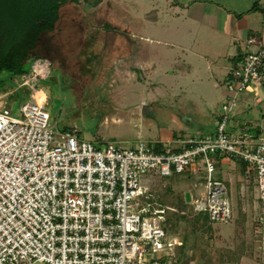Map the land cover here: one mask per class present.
<instances>
[{"label": "built area", "instance_id": "obj_1", "mask_svg": "<svg viewBox=\"0 0 264 264\" xmlns=\"http://www.w3.org/2000/svg\"><path fill=\"white\" fill-rule=\"evenodd\" d=\"M246 48L224 80L228 95L215 133L178 147L93 143L76 125L54 127L44 104L27 99L12 110L0 95V264H170L181 242L165 228L151 178L197 172L205 190L191 197L194 210L227 222L234 210L215 175L220 158L248 163L264 234V139L228 128L241 96L264 89V42L251 36ZM49 74L50 62L38 59L21 86L33 88Z\"/></svg>", "mask_w": 264, "mask_h": 264}, {"label": "rangeland", "instance_id": "obj_2", "mask_svg": "<svg viewBox=\"0 0 264 264\" xmlns=\"http://www.w3.org/2000/svg\"><path fill=\"white\" fill-rule=\"evenodd\" d=\"M95 1L81 0L80 4H66L62 8L57 29L47 35L43 47L44 55L47 54V57L43 56L44 60L52 63L51 79L45 83L39 80L38 85L31 88L28 85L21 86V79L12 78L6 84V92L0 89L1 99L11 104L14 110L26 101L25 93H30L28 99H31L32 94L42 85L46 98L39 103L44 104L50 112L54 127L62 130V126L76 125L81 136L93 143L112 142L124 147H135L140 141H160L171 146L180 136L187 139L194 134L200 135L195 129L200 124L211 127V122L208 125L199 122L203 120L199 113H204L201 107L205 106L201 96L208 95L210 90L201 91L198 84L185 85L182 81L179 85H185L187 93H179L180 97L175 99L174 95L180 92V86L174 88V83L168 80L164 91L160 92L162 94L151 99L146 92V84L142 83L145 78L133 90L132 86L128 87L127 83H122V79L113 74L111 65L114 63V55L107 44L108 38L128 34L120 22L122 16L119 14L124 0H117L115 9L106 3L99 10L92 7ZM135 2L138 9L139 1ZM86 36L92 38V43L83 40ZM52 73L54 77H51ZM73 84L76 86L74 89ZM212 93L216 95L210 98L211 107L216 110L222 95L215 91ZM227 95L225 91L223 102ZM188 98L196 100L200 110L197 112L189 106L185 113L187 120H182L184 130L180 134L178 124L174 122L178 117L174 113H179L176 100L187 103ZM242 98L243 103L250 105L243 118L251 120L261 117L264 99H257L260 105H254V98ZM202 133L207 135V132ZM215 175L226 181L234 210L233 217L227 222L194 228L191 222L180 220L178 214H175L177 223L174 226L170 222L169 228H174L173 235L185 238L178 264H264V234L258 225L260 203L255 176L243 171L232 158L221 160ZM141 179L150 185L146 177ZM151 179L152 200H162L163 206H158L165 208L166 213L170 208L180 210L187 192L192 193L193 201L194 197L205 190L198 176L173 174L169 178L156 176ZM138 203L139 206H145L147 200L141 199ZM170 213L173 216L172 211ZM175 252L176 249L172 256Z\"/></svg>", "mask_w": 264, "mask_h": 264}, {"label": "crops", "instance_id": "obj_3", "mask_svg": "<svg viewBox=\"0 0 264 264\" xmlns=\"http://www.w3.org/2000/svg\"><path fill=\"white\" fill-rule=\"evenodd\" d=\"M135 1L124 0L121 13L118 12L128 34L112 37L114 40L108 38L107 46L114 55L113 74L133 90L145 78L142 83L146 84L151 99L162 94L168 80L174 83V88L183 81L185 85L198 84L201 91L210 90L208 95L201 96L205 106L201 107L204 113H199L203 117L199 122L213 125L208 128L200 124L195 128L200 135L187 139L176 135L178 138L171 147L190 139L212 136L220 120L226 91L224 80L230 68L247 52V40L251 36L264 42V0H137L138 9ZM106 3L114 9L118 4L117 0H99L92 7L99 10ZM83 40L92 43L91 37ZM185 85H179L180 92L174 95L175 99L180 97L179 93H187ZM212 91L222 95L216 110L211 107L210 98L216 95ZM243 96L254 98L257 105V99H264V89L252 87ZM241 99L232 114L229 131L249 132L257 139H264V112L261 117L245 120L243 114L250 105ZM176 103L180 114L173 112L178 114L174 122L181 134L187 109L190 106L198 112L200 104L192 98H188L187 103L177 99ZM203 134L205 136H201Z\"/></svg>", "mask_w": 264, "mask_h": 264}, {"label": "trees", "instance_id": "obj_4", "mask_svg": "<svg viewBox=\"0 0 264 264\" xmlns=\"http://www.w3.org/2000/svg\"><path fill=\"white\" fill-rule=\"evenodd\" d=\"M85 1L89 2V0ZM80 2L81 0H0V89L3 92L7 91L6 84L8 80L27 75L31 71L35 61L38 59L44 60V43L46 42L47 35L56 31L62 8L66 4L77 5ZM98 2L99 0H96L94 4ZM45 57H47V54ZM50 64L52 65L51 62ZM87 66L89 69V65ZM5 72L7 75H4ZM92 74L95 75L93 72ZM49 75L47 78L42 79L44 83L51 79ZM54 76L52 73L51 77ZM35 85H38V82ZM41 86L38 89L42 88ZM74 87L76 86L73 84V89ZM29 95L30 93H25L26 100ZM71 127V125H66L62 126L61 129L66 130ZM162 146L163 144L157 146V150L159 147L162 148ZM231 158L240 164L243 171L253 174L247 162L236 157ZM221 160L220 158L218 164ZM183 174L186 177L198 176L197 172L190 169L186 170ZM255 188L257 189L256 185ZM184 199L180 210L178 208H170L171 210L166 213L165 228L169 233L173 234V231H175L174 228H169L170 222L174 226L177 223V219H174L175 214H178V219L180 218V220L184 219L191 222L190 224L194 228L215 224L210 220L207 213L196 212L191 201H187L186 195ZM154 203L163 206L162 200L154 201ZM170 211H172L173 216H170ZM176 233L178 232H174V234ZM179 240L181 242L179 244L180 247L178 246L176 248L170 264L179 263L180 253L185 246V238L182 237Z\"/></svg>", "mask_w": 264, "mask_h": 264}, {"label": "bare ground", "instance_id": "obj_5", "mask_svg": "<svg viewBox=\"0 0 264 264\" xmlns=\"http://www.w3.org/2000/svg\"><path fill=\"white\" fill-rule=\"evenodd\" d=\"M46 98V93L44 89L40 88L37 89L31 96V99L35 102H42Z\"/></svg>", "mask_w": 264, "mask_h": 264}, {"label": "water", "instance_id": "obj_6", "mask_svg": "<svg viewBox=\"0 0 264 264\" xmlns=\"http://www.w3.org/2000/svg\"><path fill=\"white\" fill-rule=\"evenodd\" d=\"M186 199L188 202L191 201V194L189 192L186 193Z\"/></svg>", "mask_w": 264, "mask_h": 264}]
</instances>
